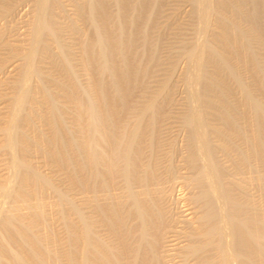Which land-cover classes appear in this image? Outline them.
Masks as SVG:
<instances>
[{"label": "rangeland", "instance_id": "1", "mask_svg": "<svg viewBox=\"0 0 264 264\" xmlns=\"http://www.w3.org/2000/svg\"><path fill=\"white\" fill-rule=\"evenodd\" d=\"M90 1L0 0V264H81L85 254L103 264V247L152 264L136 202L160 219L150 227L158 264H241L236 220L264 244V126L251 103L264 105V39L253 0ZM99 108L115 119L95 117ZM210 199L216 217L205 222ZM111 208L123 215L116 229ZM250 257L264 264L261 246Z\"/></svg>", "mask_w": 264, "mask_h": 264}, {"label": "bare ground", "instance_id": "2", "mask_svg": "<svg viewBox=\"0 0 264 264\" xmlns=\"http://www.w3.org/2000/svg\"><path fill=\"white\" fill-rule=\"evenodd\" d=\"M88 1V0H87ZM90 1V0H89ZM126 1V0H125ZM124 1V2H125ZM150 1V0H149ZM148 1V2H149ZM152 1V0H151ZM252 1V0H251ZM91 2V1H90ZM127 2V1H126ZM253 5L252 6H254V12H253V14H250V16H249V19L251 20V22H252V26H254L253 28L257 31V33H260V35L263 37V39H264V0H253ZM92 3V2H91ZM129 3V2H128ZM127 3V4H128ZM150 3V6L149 7H151V2H149ZM149 3H147V4H149ZM99 4V3H98ZM127 4H125V5H127ZM146 4V3H145ZM145 4H143L142 5V7H141V12H140V9H139V14L140 13H142V15H143V13H145L144 15H146L147 13H149L148 12V10H149V8H147L148 7V5H147V7H146V5ZM251 4H252V2H251ZM102 5V4H101ZM130 5V4H129ZM88 6H90V4L88 5ZM95 6V5H94ZM101 7V6H100ZM126 8L128 7V6H125ZM124 7V8H125ZM90 8V7H89ZM102 8V7H101ZM131 8V7H130ZM252 8V7H251ZM104 9V8H103ZM147 9V10H146ZM149 11H151V9L149 10ZM105 12V11H104ZM251 12V11H250ZM127 13V12H126ZM151 14V13H150ZM102 16V15H101ZM105 16V15H104ZM140 16V15H139ZM127 17V16H126ZM107 18V17H106ZM125 18V17H124ZM145 18H146V16H145ZM144 18V19H145ZM92 19V18H91ZM90 19V20H91ZM102 19V18H101ZM127 19V18H126ZM144 19H142L141 20V22L144 20ZM146 19H148V17L146 18ZM92 20H94V19H92ZM109 21V20H108ZM108 21H106L105 19L103 20L102 19V27H104L105 29H106V35H107V33H108V30H107V27H108V25L107 24H109V22ZM129 21V20H128ZM138 21L140 22V20L138 19ZM96 22V21H95ZM108 22V23H107ZM127 22V21H126ZM100 23V24H101ZM111 23V22H110ZM140 24H143V23H140ZM139 24V25H140ZM95 25V24H94ZM234 25V24H233ZM98 26V25H97ZM110 26V25H109ZM101 27V25H100V28H102ZM97 28V27H96ZM99 28V29H100ZM110 28V27H109ZM98 29V30H99ZM98 30H96V31H98ZM102 31H103V29H102ZM102 31L100 32L101 33V35H100V33H98V35H97V37L100 35V37L102 36ZM105 32V31H104ZM109 33H111V31L109 32ZM132 37V36H131ZM131 37L129 36V38L131 39ZM104 38H106L105 37V34H104ZM104 38H103V40H104ZM111 38V37H110ZM110 38H108L109 39V41L110 42H114L115 43V41H117V40H115L114 39V37L113 38H111V39H113V40H111ZM128 38V37H127ZM96 39V38H95ZM98 39H99V37H98ZM133 39H134V37H133ZM132 39V40H133ZM97 40V39H96ZM101 40V39H100ZM115 40V41H114ZM102 41V40H101ZM101 41H96V42H98V43H100ZM105 41V40H104ZM103 41V42H104ZM106 41H108L107 39H106ZM106 41H105V43H106ZM128 41V40H127ZM131 41V40H130ZM91 43V42H90ZM118 43V42H117ZM117 43L116 44H114L115 46L117 45ZM130 43V42H129ZM101 44V43H100ZM123 44V43H122ZM121 43H120V45H122ZM130 44H132V43H130ZM103 45H104V43H103ZM110 45H112V43L110 44ZM114 45H113V47L112 46H109V44H108V46L109 47H112L113 49H114ZM119 45V46H120ZM91 46V45H90ZM98 46H99V44H98ZM97 46V47H98ZM107 46V45H106ZM89 47V46H88ZM92 47H94V46H92ZM105 47V46H104ZM104 47H103V49H104ZM108 47V49H110ZM126 47H129V46H126ZM112 48H111V50L110 51H112ZM89 49V48H88ZM90 49H93V48H91L90 47ZM115 49H117V47L115 48ZM107 50V49H106ZM101 51V50H100ZM104 51V50H103ZM91 52V51H90ZM95 52V51H94ZM99 52V51H98ZM100 53V52H99ZM102 53V52H101ZM100 53V54H101ZM116 53V52H115ZM91 54H92V52H91ZM105 54V53H104ZM107 54V53H106ZM113 55H114V52L112 53ZM90 55V54H89ZM94 55V54H93ZM108 55H110V54H108ZM252 55H254V54H252ZM91 57V56H90ZM111 57H112V55H111ZM252 57V56H251ZM254 57V56H253ZM100 58H102V57H100ZM106 58H107V56H106ZM109 58V57H108ZM92 59V57L90 58V60ZM95 58H94V56H93V60H94ZM103 59H104V56H103ZM103 59H101V60H103ZM255 60H256V58H254ZM97 60V59H96ZM105 60V62L107 61L106 59H104ZM252 60V59H251ZM95 61V60H94ZM93 61V62H94ZM100 60L98 59V62H99ZM225 64H227L228 63V61H227V59H224V60H222ZM97 62V61H96ZM100 63H102V62H100ZM109 63V62H108ZM107 63V64H108ZM99 64V63H98ZM127 64V63H126ZM129 64V63H128ZM229 64V63H228ZM95 65V64H94ZM101 65V64H100ZM109 65V64H108ZM108 65H107V67H108ZM104 66V65H103ZM102 67V66H101ZM115 68V67H114ZM118 68H120V67H118ZM133 68V67H132ZM99 69H101V68H99ZM112 69V68H111ZM130 69V68H129ZM128 69V70H129ZM104 70V69H103ZM102 70V71H103ZM105 70H106V68H105ZM115 70V69H114ZM113 70V71H114ZM115 71H117V70H115ZM121 71H123V70H121ZM111 72V71H110ZM119 72H120V69H119ZM118 72V73H119ZM113 73V72H112ZM111 73V74H112ZM117 73V72H116ZM122 73H124V72H122ZM105 74V73H104ZM121 74V73H120ZM126 74V73H125ZM124 74V75H125ZM196 74V73H195ZM106 75V74H105ZM117 75V74H116ZM127 75V74H126ZM109 76H111V75H109ZM123 76V75H122ZM194 76V75H193ZM111 77H114V83L116 84V91L118 90L119 92H116L115 91V93H120L119 95H121L123 98H125L126 96H128L129 95V93L131 92V87H129L128 86V84L127 85H122L123 83H125V82H123L122 84H121V81L123 80H119L120 78H121V76H119L118 77V79H117V77L115 78V74H113V76H111ZM124 77V80L126 79L125 78V76H123ZM104 79V78H103ZM111 79V78H110ZM130 79V78H129ZM128 79V80H129ZM99 80H101V79H99ZM100 83H101V81H100ZM102 84V83H101ZM107 84V83H106ZM196 84V83H195ZM194 84V85H195ZM108 86V85H107ZM106 87V86H105ZM114 87V86H113ZM114 87V88H115ZM100 88V87H99ZM110 88H112V85L110 86ZM113 89V88H112ZM112 89H111V91H112ZM100 90H102L101 88H100ZM103 90H105L104 88H103ZM102 90V91H103ZM108 91V90H107ZM107 91H105L106 93H107ZM114 91V90H113ZM101 92V91H100ZM99 92V93H100ZM105 92L103 91V93L101 92V94H103V95H101L102 97H103V99L102 100H105L104 99V97L106 96L105 95ZM118 94H116V95H118ZM112 97H113V95H112ZM106 98H108V97H106ZM119 98H120V96H119ZM109 99H111V98H109ZM126 99H128V97L127 98H125V100ZM107 100V99H106ZM121 100V99H120ZM123 100V99H122ZM122 100L120 101V103L122 102ZM110 102H112L111 100H109ZM109 101L107 100V102H108V104H109ZM115 101V100H114ZM118 101V100H117ZM104 102H106V101H104ZM107 102H106V104H107ZM251 103H252V105H253V107L255 108V110L256 111H258L259 113H260V123H261V127H263L264 126V105L260 102V101H258L256 98L255 99H252L251 100ZM110 105H112V104H109V106ZM115 106H116V104H115ZM114 106V104H113V107H115ZM101 107V106H100ZM92 108V107H91ZM105 108V107H104ZM98 109V108H97ZM101 108H99V110H100ZM108 109V108H107ZM106 109V110H107ZM112 109V108H111ZM106 110H104V112H102V109L98 112V111H95V110H93V113H94V116L95 117H99L98 119H100V116H104V115H109V116H106L107 118L109 117V119H108V121L110 120V118L112 117L111 115H114V113L112 114V112H111V114H108V112L106 111ZM117 110V109H116ZM105 111L107 112L106 114H104L105 113ZM111 111V110H110ZM113 111V110H112ZM113 112H116V111H113ZM104 114V115H103ZM117 115V114H116ZM115 116V115H114ZM105 117V116H104ZM106 118V119H107ZM112 118H114V117H112ZM115 119V118H114ZM102 120V119H101ZM111 121H112V119H111ZM110 121V122H111ZM58 123V122H57ZM105 123H107V122H105ZM109 123V122H108ZM113 123V122H112ZM60 124V123H59ZM58 125V124H57ZM59 129V128H58ZM61 129H62V127H61ZM60 131V130H59ZM64 132V131H63ZM58 134H61L60 132L58 133ZM58 136H60V135H58ZM57 139H58V137H56ZM61 138H63L62 139V141L63 142H61L62 143V146H63V148H64V146L66 145V144H68V145H71V140L72 139H70L68 136H67V134L65 133L64 135H63V137H60V139ZM59 139V140H60ZM55 140V139H54ZM58 140V141H59ZM108 140V139H107ZM57 141V142H58ZM61 141V140H60ZM201 141V140H200ZM54 142V141H53ZM57 142L55 141V143L57 144ZM133 142V141H132ZM60 143V142H59ZM58 143V144H59ZM61 143H60V147H61V149H62V146H61ZM130 146H132V145H130ZM129 146V148L127 149V150H125L126 152H125V159H126V161H127V167H129V165L131 164L130 163V161H131V157H132V154H133V149H134V147H130ZM58 148H60L59 146H57ZM205 147V146H204ZM57 148V149H58ZM66 148V147H65ZM88 149V148H87ZM59 150V149H58ZM96 150V149H95ZM95 150H93V149H89V157H88V161H89V163L90 164H95L97 161H98V154L99 153H97V151H95ZM205 150V149H204ZM57 151V150H56ZM61 151H63V150H59V152H61ZM66 150H64V152H65ZM86 152H88V151H86ZM205 152V151H204ZM58 153V152H57ZM62 153V152H61ZM63 154V153H62ZM61 154V155H62ZM60 155V154H59ZM64 155V154H63ZM62 155V156H63ZM65 156V155H64ZM63 156V157H64ZM263 158H264V149H263ZM130 163V164H129ZM90 164H88L87 163V165H90ZM98 164V163H97ZM92 165V166H93ZM91 166V165H90ZM211 166V165H210ZM98 167V166H97ZM95 169V168H94ZM97 169V168H96ZM214 170V169H213ZM127 171V173L128 174H130V172H129V170L127 169L126 170ZM211 171H212V169H211ZM205 172V171H204ZM34 173V172H33ZM100 172H98V174H99ZM103 173V172H102ZM207 173V172H206ZM210 173V172H209ZM208 173V174H209ZM215 173V172H214ZM214 173H212V174H214ZM100 175V174H99ZM126 175V174H125ZM131 175V174H130ZM98 176V175H97ZM37 177V176H36ZM39 178V177H38ZM38 178H36V179H38ZM103 178V177H102ZM128 178H129V176H128ZM128 180V179H127ZM105 181V180H104ZM103 183V182H102ZM101 183V184H102ZM216 184V183H215ZM103 185V184H102ZM105 185V184H104ZM209 190V189H208ZM213 190V189H212ZM219 190V189H218ZM211 192V191H210ZM220 192V191H219ZM221 193V192H220ZM213 194V193H212ZM214 195V194H213ZM213 198H214V196H212ZM211 200L212 199H210V202L208 203L207 202V205H209V207H208V209H207V212H206V214H205V216H204V220H205V222H207V221H211V220H213L215 217H216V211H215V207H214V203H212L211 202ZM217 201V200H216ZM142 206V205H141ZM140 205H139V203L138 202H136V204H135V209H136V212L138 211V213H139V215L141 216L140 218H142V223H143V233L141 232V240L140 241H138L140 244H139V248L141 249L142 248V250L144 249V250H147L148 251V253L149 254H151V261H152V264H153V262H155L154 264H158V260L157 259H155V255H154V248H155V245H156V239H155V237L154 236H152L153 234L150 232V227H152L153 228V226H155V227H159V226H156L157 224H158V222H159V218H157L156 216L154 217L153 216V214H151L148 210H145V209H143L142 207H141ZM216 206V205H215ZM122 212H121V210H120V208L118 209V208H111V209H109V210H105V212H104V214L106 215V218H109L110 219V223H111V225L116 229V228H118V226H119V224H120V221H121V219H122V217L121 216H123L122 214H121ZM139 218V219H140ZM108 219V220H109ZM10 222V221H9ZM236 222H237V227H236V236H237V244H238V251H237V255L241 258V262L243 263V264H256L255 262H253L252 260L253 259H251V257H250V255H251V253H252V251H253V249L254 248H256V247H260L261 246V248H262V251H263V254H264V244L261 242V239H262V236H261V233H259V232H255L252 228H251V225H250V223L249 222H243V221H238V220H236ZM8 223V222H7ZM12 223V222H11ZM141 223V224H142ZM11 225V224H10ZM88 225V224H87ZM91 225V224H90ZM12 226V225H11ZM89 226V225H88ZM87 226H84V228H85V230H84V241L86 242V244H87V246H89V244L91 243V239H90V236H89V228H86ZM93 229V228H92ZM216 227H214V226H209V227H206L204 230H203V232L201 233L202 235H203V238H205L206 240H204V242H203V244H202V246H204V245H206L207 244V242H208V239L210 238V237H213L214 236V234H215V232H216ZM92 232V231H91ZM90 232V233H91ZM16 234V233H15ZM92 235H94V233L92 232ZM82 236V235H81ZM17 237V236H16ZM19 237V236H18ZM78 237V236H77ZM97 237V236H96ZM8 238V237H7ZM10 238V237H9ZM13 238V237H12ZM21 238V237H20ZM25 237H23V239H24ZM76 239H78V238H76ZM93 239V238H92ZM19 240V239H18ZM94 240V239H93ZM25 242V241H24ZM28 242V241H27ZM14 243V242H13ZM31 244V243H30ZM100 243H98V245H99ZM34 245V244H33ZM94 245H95V243H94ZM91 246V245H90ZM31 247V246H30ZM30 247H28V248H30ZM35 247V246H34ZM95 247V246H94ZM93 247V248H94ZM103 247V246H102ZM32 248V247H31ZM87 248V247H86ZM90 248V247H89ZM96 248V250L98 249V247H95ZM100 248H101V246H100ZM35 249H36V247H35ZM140 249H137V251H139ZM198 249L199 248H193V251H198ZM89 250V249H88ZM94 251V253H96L97 251ZM99 250V249H98ZM36 251V250H35ZM87 251V250H86ZM91 251V250H90ZM135 251V250H134ZM146 251V252H147ZM33 252V251H32ZM37 252V251H36ZM35 252V253H36ZM99 252V251H98ZM141 252V251H140ZM100 253H101V256L103 257V258H101L102 259V261H106V262H104L105 264L107 263V264H124L123 262H121V260L116 256V254H114L113 252H111V251H109L108 250V248H102V249H100ZM139 253V252H138ZM137 253V255H135L136 257L133 259V261L131 260V262L129 263V262H127V263H129V264H144V262L145 263H147L146 261H142V259H140V255ZM32 254V253H31ZM80 254V253H79ZM90 254H91V252H90ZM98 254V253H97ZM148 254V255H149ZM34 255H36V254H34ZM85 256H86V258L84 257V259H82V261H80L81 262V264H91L92 262H93V260H91L90 261V259H89V257L87 258V256H89V255H86L85 254ZM98 256V255H97ZM121 256V255H120ZM145 256V255H144ZM38 257V256H37ZM99 257H100V255H99ZM98 257V258H99ZM133 257V256H132ZM91 258V257H90ZM93 258V257H92ZM122 258V257H121ZM141 258H142V255H141ZM147 258V257H146ZM21 259V258H20ZM104 259V260H103ZM100 260V259H99ZM144 260H146V259H144ZM75 261V260H74ZM125 262V261H124ZM229 262V261H228ZM21 263H22V261H21ZM103 263V262H102ZM103 263V264H104ZM241 263V264H242ZM94 264V263H93ZM126 264V263H125Z\"/></svg>", "mask_w": 264, "mask_h": 264}]
</instances>
